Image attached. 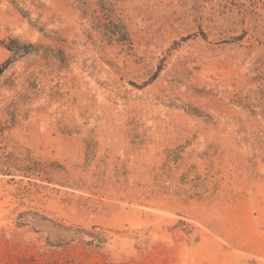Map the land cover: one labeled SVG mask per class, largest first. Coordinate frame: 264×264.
Masks as SVG:
<instances>
[{
    "label": "rangeland",
    "instance_id": "1",
    "mask_svg": "<svg viewBox=\"0 0 264 264\" xmlns=\"http://www.w3.org/2000/svg\"><path fill=\"white\" fill-rule=\"evenodd\" d=\"M0 264H264V0H0Z\"/></svg>",
    "mask_w": 264,
    "mask_h": 264
},
{
    "label": "trees",
    "instance_id": "2",
    "mask_svg": "<svg viewBox=\"0 0 264 264\" xmlns=\"http://www.w3.org/2000/svg\"><path fill=\"white\" fill-rule=\"evenodd\" d=\"M3 71H4L3 69H0V76L2 75Z\"/></svg>",
    "mask_w": 264,
    "mask_h": 264
}]
</instances>
